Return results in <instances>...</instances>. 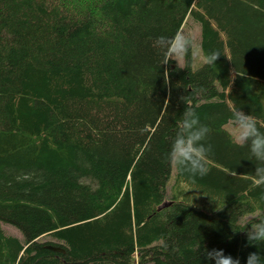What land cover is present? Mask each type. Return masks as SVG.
Returning a JSON list of instances; mask_svg holds the SVG:
<instances>
[{
  "label": "trees",
  "instance_id": "obj_1",
  "mask_svg": "<svg viewBox=\"0 0 264 264\" xmlns=\"http://www.w3.org/2000/svg\"><path fill=\"white\" fill-rule=\"evenodd\" d=\"M188 17L221 56L162 66L154 40ZM183 96L210 129L195 180L164 159ZM234 109L264 125V0H0V264L264 258L247 239L264 186L226 128Z\"/></svg>",
  "mask_w": 264,
  "mask_h": 264
},
{
  "label": "clouds",
  "instance_id": "obj_2",
  "mask_svg": "<svg viewBox=\"0 0 264 264\" xmlns=\"http://www.w3.org/2000/svg\"><path fill=\"white\" fill-rule=\"evenodd\" d=\"M161 55V65H168L176 61L177 67H181V61L187 60L194 72L198 66L215 65L221 53L219 51L205 52L202 44L194 32L183 29L171 36H159L153 42ZM164 80L167 84L170 79L169 69H165ZM194 91V90H193ZM187 107L182 118L177 123L175 136L171 141V147L165 155V162L172 167H179L182 172L188 174L193 180L197 176L204 177L208 173V159L212 152V145L206 140L210 129L200 122V119L190 100L181 97ZM234 126L233 140L240 147L247 146L251 156L255 159L254 172L256 186H264V131L258 126V120L252 114H246L242 109H234L231 117ZM219 211V210H218ZM251 225L250 228L248 226ZM247 226V239L250 244L264 243V217L258 218ZM201 255L206 256L215 264H240L238 258L226 255L223 250L205 248ZM247 264H264V258L257 253H250Z\"/></svg>",
  "mask_w": 264,
  "mask_h": 264
},
{
  "label": "rangeland",
  "instance_id": "obj_3",
  "mask_svg": "<svg viewBox=\"0 0 264 264\" xmlns=\"http://www.w3.org/2000/svg\"><path fill=\"white\" fill-rule=\"evenodd\" d=\"M182 29L185 30V31L194 32L196 34L197 38H198V42L200 43V27L190 17H188L186 19V22L183 25ZM185 65H186V60H182L181 61V67H184ZM199 67H201V66H198L197 69ZM226 128L234 135V126H233L232 122L227 124ZM174 175H175V173L173 172V176L171 178L169 186H171L173 184V182H174ZM3 228L9 234L17 235V236L19 235L18 231L15 228H13L11 225L3 224Z\"/></svg>",
  "mask_w": 264,
  "mask_h": 264
},
{
  "label": "water",
  "instance_id": "obj_4",
  "mask_svg": "<svg viewBox=\"0 0 264 264\" xmlns=\"http://www.w3.org/2000/svg\"><path fill=\"white\" fill-rule=\"evenodd\" d=\"M53 250H55V251H60V250H62V249H60V248H52Z\"/></svg>",
  "mask_w": 264,
  "mask_h": 264
}]
</instances>
